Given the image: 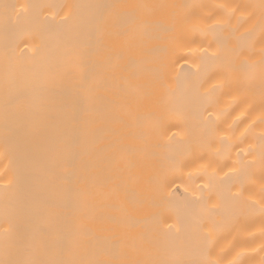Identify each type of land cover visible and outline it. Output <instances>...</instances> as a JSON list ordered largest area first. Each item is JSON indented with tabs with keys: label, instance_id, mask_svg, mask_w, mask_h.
<instances>
[{
	"label": "bare ground",
	"instance_id": "obj_1",
	"mask_svg": "<svg viewBox=\"0 0 264 264\" xmlns=\"http://www.w3.org/2000/svg\"><path fill=\"white\" fill-rule=\"evenodd\" d=\"M0 264H264V0H0Z\"/></svg>",
	"mask_w": 264,
	"mask_h": 264
}]
</instances>
